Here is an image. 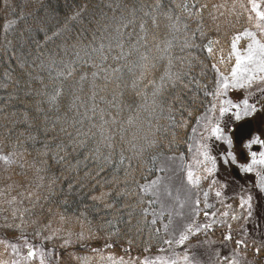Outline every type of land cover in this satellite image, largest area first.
I'll return each mask as SVG.
<instances>
[{
  "label": "trees",
  "instance_id": "obj_1",
  "mask_svg": "<svg viewBox=\"0 0 264 264\" xmlns=\"http://www.w3.org/2000/svg\"><path fill=\"white\" fill-rule=\"evenodd\" d=\"M191 2L192 0H161V7L156 8L155 0H8L7 6L4 0H0V154L16 153L13 157L15 163L9 165L10 174L13 181L25 192L36 190L38 182L36 169L41 166V160H47L44 167L48 169L47 173H42L46 176L45 188L39 189L43 209L40 205L32 208L35 197L32 201L23 199V203L16 204L0 200V239L5 240L6 243H17L19 249L25 246L22 240L17 239L20 235L19 231L6 229L3 225L6 219L8 223L18 222L12 219L13 211L19 216L24 213L26 207L31 209L30 212L24 213V219L29 221V224L24 226V231L30 243L40 245V239H33L34 229L47 224L50 219L51 227L46 232L42 231L43 235H52L55 229L61 227L58 217L53 218L47 209L50 206L53 210L60 207L59 201L67 195L64 191L67 184L69 181L74 182L77 177V173L69 171L68 168L75 164L77 159H83L86 154H90L96 142L101 140L100 134L103 132L105 136L110 133L114 137L113 163L105 166L104 172L98 179L103 177L111 180L115 176V181L112 184H105L103 189L97 187L92 191L89 189L94 182L83 181L87 187L81 190L80 196H69V200L72 201L70 213H79L85 210V205L90 206L86 211L91 223L85 224L83 231L87 233L91 228L93 238L79 241L75 234L69 236L64 231L55 233L54 238L44 244L46 251L53 252L50 258L51 264H84L81 260L82 254H88L92 259L112 256L116 260L123 257L126 262H134L137 257L142 260L145 256L155 258L173 252L174 244L167 252H160V247L168 246L160 244L153 233L155 227H160L159 235L163 236L164 224L168 223V217L160 215L164 212L161 207L163 204L160 201V190L159 203L138 204L133 177L141 184H149L161 176L163 182H170L171 179L166 177L164 172H160L159 168H165L172 162L168 160L170 155L178 156L183 152L184 157H187V148L194 138L192 129L197 128L199 117L205 114L213 115L206 111L211 107L208 100H212V97L205 99L202 91L195 102L189 105L191 116L186 112L174 111L172 115L175 119L170 121L166 110L161 112L159 109H153L151 105L153 89L149 82L159 81L167 68L169 58L172 59L173 73L190 72V76L196 77L201 83H206L209 89L213 88L215 73L211 69V64L215 61L203 50L206 39L192 37L197 23L195 19L188 20L183 8L184 4ZM201 2L208 4V9L204 12L206 29L209 26L212 28L215 26L208 16V11L212 10L213 5H225V8L221 9L224 15L217 21L221 25L219 33L221 44L229 43L231 37L238 32L254 28L244 16H240L237 22L236 16L242 10L237 5L235 13L231 11L233 0H201ZM85 4L87 8L81 17L71 20L70 17ZM109 4L112 7H108ZM133 9L136 10L134 17ZM146 11L156 17L159 27L152 26L151 17L144 15ZM169 15L172 17L171 20L168 19ZM21 16L23 19H20ZM133 19L134 23H129L126 28L120 27L121 24ZM12 21L16 23L12 24ZM143 21H147L146 41L141 39V36L145 35L140 30V24ZM185 22L190 26L188 31L183 28ZM10 24V29L5 32V28ZM173 24L176 25L175 28L172 27ZM118 27L119 31L116 30ZM61 29L64 31L60 36H54L51 40L45 38L46 34L51 36L53 32ZM78 34L79 40H77ZM93 36L96 37L95 40ZM216 36L215 31L207 32L208 38ZM186 41L188 44L194 42L200 47L190 48L186 46ZM169 42H171V48L168 52L163 51ZM100 43L105 45L106 61L101 54L91 53V48L98 47ZM73 45L76 47L73 48ZM121 45L123 55L120 59H116L121 53ZM109 46L111 51L107 50ZM77 51L80 53L79 57L74 54ZM143 56H147L148 60H143ZM85 60L87 64L84 63ZM200 61L205 66L207 72L205 76L200 75ZM93 63L101 67H92ZM153 64L155 68L152 67ZM102 68H106L107 72H104ZM113 68H119L120 72L113 74ZM93 72L98 73L95 78L92 76ZM142 73L143 79H141ZM105 75L108 76V81L104 80ZM82 76L86 78L82 79ZM185 79L187 80L188 77ZM133 81L138 83L136 90L131 87ZM191 87L195 89L196 85L193 84ZM57 90H60V95L54 104H50L49 96L56 95ZM141 90L148 93V100L145 107L137 110V105L143 101L135 93ZM178 90L182 97L192 95L191 92L183 89ZM93 94H95L94 98ZM213 102L218 111L220 101ZM37 108L43 111L37 112ZM45 115L48 117L47 120L44 119ZM129 118H133L131 125L128 124ZM114 119L115 122H113ZM181 119L186 126L175 129L179 151L174 149L170 152L166 145L171 140V133L168 135L157 133L154 137L153 132L158 126L171 127L172 124L179 123ZM73 122L75 127L71 126ZM53 125H55L54 130H52ZM61 127L66 128L73 136L76 135L77 129L83 132L90 130L87 146L77 148L76 152H73L69 145L70 138L60 131ZM46 129H48L47 134ZM33 136L35 140L31 139ZM122 136L123 139H121ZM155 138H159V148L163 150V155L147 147L148 141ZM45 141H50L48 155L41 156L39 151H43ZM61 141L68 146L69 155L65 157V162L57 163L53 159L54 145ZM142 149L143 157L135 158ZM101 150L105 155L109 152V149L104 147ZM121 151L125 157H133L129 177L124 176V168L114 172ZM21 153H23L22 156ZM152 155H159V159L156 161V169L149 171L153 169L150 162ZM21 164L24 165L23 168L20 167ZM88 168L94 175L96 166L91 160H89ZM85 170L83 167L79 169V177L84 176ZM53 177L56 178L54 187L57 194L44 203L43 196L47 195L46 186L49 179ZM29 185H31L30 188ZM124 188H127L131 195L121 197L112 209L106 208L103 203L88 199L93 192L99 195L100 191H112L115 197V193ZM149 199H151L150 196H145V200ZM108 202H111V198ZM187 203L189 204V200ZM144 208H147L149 213L146 220L141 216ZM237 210H232V213L235 214ZM129 211L134 212L130 225L123 222L128 219ZM153 212L155 215L152 214ZM114 217L117 220L123 217V221L118 224L114 222L112 225L113 228H119V236L109 235L112 228L109 227L108 221L113 220ZM152 219L157 220V225L153 226L150 223ZM34 220L38 221V224L30 226L31 221ZM138 221H140L139 226L143 228V231L139 233L134 227ZM228 222L232 224V241H226L223 238L228 232L226 225L213 226L215 232L213 231L212 239L215 242L220 241L221 248L219 257L211 264H230V260L236 259L234 258L236 256L239 264H264V239L254 237L247 232L242 235V223L239 219H228ZM68 227H71L74 233L82 230L74 221ZM217 231L219 235L215 236ZM211 233L212 231L207 238ZM149 236L153 238L151 245L147 243ZM129 239L133 240L132 245L128 244ZM236 239H247L249 243L255 241L256 246H261L259 256L255 254L252 247L247 249L246 256L239 255L245 250L236 248L234 243ZM65 240L70 242L69 246L61 247ZM107 244L113 246L109 248ZM146 246L151 248L150 252L144 251ZM93 249L99 251L94 252ZM13 259H18L16 253H13L10 248L5 251V246L0 244V260Z\"/></svg>",
  "mask_w": 264,
  "mask_h": 264
},
{
  "label": "snow or ice",
  "instance_id": "obj_2",
  "mask_svg": "<svg viewBox=\"0 0 264 264\" xmlns=\"http://www.w3.org/2000/svg\"><path fill=\"white\" fill-rule=\"evenodd\" d=\"M5 5L7 6L8 0H4ZM239 6L242 10L237 16L236 20L239 21L240 16L246 17L247 22L252 25L256 31L244 30L243 32H238L231 37L230 41V51L227 56L224 55V49L220 47L221 39L219 36L220 27L221 25L217 23L220 16L224 15V12L221 9L225 8L224 4L213 5L212 10L208 11V16L212 20L213 24L215 25L214 28L209 26V28H205L204 25V12L208 9V4L206 2H201V0H192L191 3L184 4L183 8L187 13L188 20L195 19L197 23V27L195 31L192 33V37L196 39H206V43L203 45V50H205L209 57L214 60L215 62L211 64V69L214 71V84L213 88L209 89L206 83H201L196 77L190 76V72H175L171 71L172 68V59L169 58L167 62V68L164 71L163 75L159 78V81L152 80L150 81V86L152 87L151 92V105L153 109H159L161 112L167 111L169 113V120H174V116L172 115L174 111H180L181 113H187L191 116V111L189 110V105L194 103L196 98L200 95L201 91L205 99L208 97H212V100H208V103L211 104V107L208 108L206 111L211 112L215 115L217 111V106L213 101H220L219 107V115L223 117L226 113H231L228 117L227 121L224 123V127H221L219 123L212 124L211 118L205 114L204 116L199 117V120H206L207 122L203 125L205 131L209 134L207 136L204 135L203 132L200 133V138L202 143H199L195 149L194 155L192 157L193 163H186L185 157L183 152L180 155H170L168 156V160L170 161H179L180 170L186 173V184L187 188V196L184 201L179 200V196L177 195L174 199L179 201L180 209H183L185 203L188 200H191V206L187 213L177 212L176 214L180 216L182 220H184V227L180 230L178 236L174 233H170L168 231V227L172 224L171 216L172 211L171 208L169 209L167 215L169 217L168 223L164 224V235H159L161 232L160 227H155L153 229V233L159 240V243L162 245H167V248L160 247V252H167L169 249H172L173 244L180 245L182 247V252L180 255L176 256L175 258L172 257H165V256H157L155 258L145 256L144 259H140L139 257L136 258V261L130 262V264H197L196 260V253L192 252L191 249L198 247L201 244H207V236L209 232L214 231V225L218 226H225L228 229L227 234L224 235V240L232 241V224L228 222V219L231 220H240L241 223L246 222V220L253 215V196L249 194L245 199L243 196L240 197V204L239 208L242 210L239 215L231 214L229 211H223L220 213L223 220H218L216 218V212H209L206 209H211L213 205L208 202L209 200V192L212 190L213 186H216L219 183V188L215 191V197L221 198L223 196V192L220 189H224L227 187V183H221L217 177V173L222 165L225 170H227L230 166L236 165L238 169L244 173H253L255 172L256 176L259 177L257 181V185L259 191L264 193V151L259 152V156L257 152H251V163L245 165L243 163L238 164L237 154H234L230 149L233 148L235 143L240 145L239 155L242 160H247L248 155L243 151V149H251L252 145L259 144L264 146V140L261 139V136H264V105H259L258 101L249 103L248 99H243L241 103H233L232 100L223 99L227 95L229 88L234 90H245L252 88L255 84H264V0H233L231 11L235 13V9ZM108 7H112L111 4ZM143 7V6H141ZM155 7H161V0H155ZM87 5H83L75 14L70 17L71 20H77L81 17L82 13L86 10ZM135 9H133V17L135 16ZM145 16L151 17L152 26L159 27L157 24L156 17L151 12H145ZM23 19V16L20 17ZM168 19L171 20L172 17L169 15ZM12 24H15L16 21H12ZM129 23H134L133 20H129L128 23H123L120 27H127ZM147 21H143L140 24V30L145 35L141 36V39L147 40V29L145 24ZM11 27V24L5 28V32H7ZM173 28L176 27L175 24L172 25ZM67 28V25H65ZM184 30L188 31L190 26L187 22L183 24ZM119 31V27L116 29ZM209 30L215 31L217 33L216 37L208 38L207 32ZM64 29L59 31L53 32L51 36L46 34V39L51 40L54 36H60ZM69 31H71L69 29ZM198 34V35H197ZM258 34L259 37L258 38ZM96 37L93 36V40ZM248 40L246 47H241L242 40ZM77 40H79V34L77 35ZM11 43V41H9ZM186 46L190 48L200 47L196 43L188 44L186 41ZM76 46L73 45V48ZM121 53L116 59H120L123 55V46L121 45ZM171 48V42L163 49V51L168 52ZM108 51H111V46L108 47ZM219 52L220 55L217 56L216 53ZM91 53H99L103 57V59L107 60V55H105V45L100 43L98 47H92ZM91 53H88L91 55ZM77 57L80 56L79 51L74 53ZM131 55V53H129ZM143 60L147 61L148 57L143 56ZM234 59V63L233 62ZM87 64V60L84 61ZM201 64V76L207 75L205 71V66L203 62H199ZM226 63L232 64L230 70H222L220 65H225ZM23 67V65H21ZM92 67H101L96 64H92ZM155 68V64L152 65ZM104 72H107L106 68H102ZM120 72L119 68H113L112 73ZM71 74V73H69ZM6 75H8L6 73ZM98 75L97 72H93L92 76L95 78ZM188 77L186 80L185 78ZM10 78V77H9ZM86 78V76H82V79ZM105 81H108V76L105 75ZM141 79H143V73L141 74ZM195 84L196 88L193 89L191 85ZM119 87V84H117ZM133 90H136L138 87V83L133 81L131 85ZM178 89H183L186 92H191V96H181L180 91ZM175 90V91H174ZM258 92L264 94V87L258 88ZM136 96L141 98L143 103H139L137 105V110L139 108H143L147 104L148 100V93L146 91H136ZM60 95V90H57L56 95L49 96L48 102L50 104H54L57 101L58 96ZM93 94V98H94ZM120 95L122 96L123 93L121 92ZM131 107V106H129ZM43 109L37 108V112H42ZM94 111V109H93ZM25 119H27V114H25ZM45 120L48 119L47 115L44 117ZM58 122V121H57ZM115 122V119L113 120ZM128 124H133V118H129ZM211 125V127H209ZM31 126V125H29ZM72 127H75V122L72 123ZM95 127V125H93ZM184 121L181 119L179 123H174L171 127L161 128L156 127L155 132H153V136L156 137L157 133H162L163 135H168L171 133V140L168 145H166L167 149L170 152L179 151V146L176 144V128H183L185 127ZM151 127V124H150ZM55 129V125H53L52 130ZM225 129L228 131V135H225ZM48 129L45 130L47 134ZM61 132L65 133L69 138V145L72 147V151L76 152L77 148H85L88 144V139L90 138V130L89 132H83L80 129H77L76 135L73 136L71 132H68L66 128L61 127ZM197 129L193 128L192 132L196 133ZM259 131V134H257ZM101 140L96 142V146L90 150V154H86L83 159H77L75 164L70 165L68 168L69 171L76 172L77 177L75 181H69L66 186L67 195H65L60 201V207L53 210L50 206L47 211L53 217H58L59 223L61 227L54 230L52 235H43V232H46L51 227V219L47 222V224H42L39 227H36L33 232V239H40V245L36 246L33 243L28 241L27 233L24 231V226L29 224V221L24 219V213H28L31 211L30 208H25L24 213H21L17 216L16 212L13 211L12 219L13 221H18L16 223H8L7 219L3 227L6 229H12L13 231H19L20 235L17 237L18 240H22L24 245L26 246L27 252L21 259H13V260H0V264H51L50 258L53 255L52 251H46L44 244L47 241H51L55 233L64 231L67 232L69 236L75 234L77 240L84 241L88 239H92V230L91 228L88 229L87 233L83 231L85 224L91 223L88 220V213L86 209L90 207L89 205H85V210L80 211L79 213H70L69 209L71 207L72 201L69 200V196H80V192L83 188L87 187V184L83 181H93L91 189H96L99 187L103 189L105 184H112L116 177L107 179V178H99L100 174L104 172L106 165H111L112 161V150H114V137L109 133L107 136L101 132ZM215 138L216 141H223L227 145L226 155L221 156V152L217 151L216 155H212V147L207 143V141L212 140ZM31 139L35 140V137H31ZM55 139V137H53ZM123 139V136L121 137ZM50 141H45L43 144V151H39V155L47 156L49 151ZM109 149L107 155H105L101 148ZM147 147L149 149H154L159 151L160 155H163V150L159 148V138L151 139L148 141ZM188 152H193V148L189 146L187 148ZM63 153V155H61ZM16 153H12L11 155H0V161H3L5 165H11L15 163L13 157ZM21 156L23 153L20 154ZM68 146L64 144L63 141L54 145V152H53V159L56 160L57 163L65 162V157L68 156ZM144 155V150L142 149L138 154H136L135 158H141ZM133 157H125L123 151L120 153V159L118 164L114 168L115 171H119L120 168H124V176L129 177L131 175L132 164L131 159ZM159 159V155H152L150 157V162L153 165V169H149V171H153L156 169V161ZM89 160L96 166L95 174L93 175L92 171L88 168ZM127 161V163H126ZM41 166L36 169L38 175V182L36 183V190L34 191H26L21 192L20 197L23 199H27L29 201L33 200L35 197L34 203H32V208H35L36 205H40L43 209V204L41 203V195L39 194V189L45 188L44 181L46 176L42 173H47L48 169L44 167L47 164V160L40 161ZM261 166L259 170H257V166ZM21 168L24 167L23 164L20 165ZM83 167L86 169L84 171V176L81 178L79 177V169ZM170 169H166L164 167H160V172H166ZM209 177L211 178L209 180ZM67 179V177H64ZM208 180L209 183V190L203 192V200L199 197V192L201 190L202 181ZM163 182V177H158L155 180H152L149 184H141L138 181H135L133 177V183L136 184V196L138 200V204H156L159 203V189L160 185ZM127 183V180H125ZM56 184V178L53 177L49 179V182L46 186L47 195L43 196L44 203H47L50 198L55 197L57 192L54 187ZM79 185V187H77ZM12 185H9L8 188L11 189ZM31 185H29V188ZM165 191L168 197L173 198V194L171 189L165 185ZM193 191L197 193L195 197H193ZM179 192V189L177 190ZM4 195V190H0V196ZM131 195L127 188L120 189L115 193V197H113L112 191H100L99 195L93 192L92 195L88 197L93 202L103 203L104 206L108 209H112L115 207L116 202L121 197H127ZM145 196H150L151 199L145 200ZM81 199L83 197H80ZM111 198V202H108ZM23 199L19 202L23 203ZM9 203H17V197L13 196ZM221 203L223 201L221 200ZM203 204V208L201 205ZM124 207H129L128 205H123ZM163 207V205H161ZM229 209H231V205H227ZM201 212L205 217H211V223H204L201 225L198 223V217L200 216ZM155 215V213H152ZM134 212L129 211L127 213L128 219L123 221V217H120L117 220L115 217L113 220L108 221V225L112 228V231L109 235H117L119 236V228H113L112 225L115 222L118 224L120 221H123L126 224L132 223V217ZM149 213L147 208L142 209L141 216L146 220ZM161 216L165 215L164 212L160 213ZM186 217V218H185ZM73 221L81 227V231L78 233H74L71 227ZM150 223L155 226L157 225V220L152 219ZM38 224V221H31V225ZM140 221L137 222V225L134 227L136 228L137 233L142 232L143 228L139 226ZM131 230V229H130ZM246 230H242V235L245 234ZM203 233L204 239H199L201 234ZM195 238V239H194ZM153 242L152 236L148 238V245H151ZM69 241L65 240V243L61 245V247L69 246ZM235 246L237 249H244L243 253H239L241 255H247V249L252 247L254 252L257 256H259L261 252V246H256V242L252 241L249 243L247 239H236L234 241ZM0 244L5 246V251L7 249H11L13 253H17L19 251V246L17 243H6L5 240L0 239ZM128 244L132 245L133 240L129 239ZM112 244H107V247H112ZM187 246V247H184ZM94 252L99 251L98 249H93ZM145 252H150V247H145ZM175 252V249H172ZM100 259H104L103 256ZM108 260H113L112 256L107 258ZM119 264H125L124 258H119ZM230 264H239L238 260L231 259Z\"/></svg>",
  "mask_w": 264,
  "mask_h": 264
},
{
  "label": "rangeland",
  "instance_id": "obj_3",
  "mask_svg": "<svg viewBox=\"0 0 264 264\" xmlns=\"http://www.w3.org/2000/svg\"><path fill=\"white\" fill-rule=\"evenodd\" d=\"M250 31H256L255 28H253ZM258 38L259 34H258ZM249 41L248 40H242L241 41V47H246L247 43ZM220 47H222L224 49V55L227 56V54L230 51V42L226 43V44H220ZM217 56L220 55L219 52L216 53ZM234 63V59L233 62ZM232 66V64H228L226 63L225 65H220V67L227 71L230 70V67ZM264 87V84H255L253 85L252 88L248 89L247 91L245 90H234L229 88L227 95L222 97L223 99H229L232 100L233 103H241L243 102V99H248L249 103H253V102H257L258 104L261 105L264 101V94L260 93L257 91L258 88ZM231 115V113H226L223 117H221L219 114L217 116L211 115V121L212 124L215 123H219L221 127H224V123L227 121L228 117ZM206 120H203L202 122H200L199 124V128H198V132L194 133V136H197L196 140L194 138L193 142H192V148H193V152H188V156L186 157L187 159H185L186 163H193L192 157L194 155L195 149L197 147V145L199 143H202L204 141L201 140L200 138V133L203 132L205 136H207L209 133L207 131H205L203 125L206 123ZM209 127H211V125H209ZM225 135H228V131L227 129H225ZM262 139V136H261ZM207 143L212 147V155H216L217 151L221 152V156L226 155V151L225 149H227V145L223 142V141H216L215 138L213 137L212 140L207 141ZM254 145H258L261 146V151H264V146L259 145V144H254ZM233 149V148H232ZM230 149V151L233 152V150ZM249 153L251 154L252 151V147L251 149H248ZM259 151V152H261ZM259 152H257V155L259 156ZM236 154V153H235ZM249 154V156H250ZM239 163H243L245 165L251 163V157H250V161H244L241 158L238 160V164ZM261 166H257V170H259ZM166 169H170L169 171L164 172V175L166 177H169V179H171V183L168 182H162L161 186H160V193H161V203L163 204V210L165 213V216L168 217L167 213L169 211V209L171 208L172 211V216L170 217L171 220L173 221L172 224L169 225L170 227V233H174L175 235L178 236L180 230H182V228L184 227V220H182L180 218V216H178L176 213L177 212H183V213H187L189 211V208L191 206V200H189V204L185 203V206L183 209H180L179 207V201H177L176 199H174L177 195L179 196V200L180 201H184L186 196H187V184H186V173L184 171L180 170V164L179 161H172L170 162L167 167H165ZM251 175H253L252 177L254 179L251 180V182H249L250 186L248 187L251 191L247 192L246 191V187H244L243 185H241L240 187L236 186V184H231L229 187H226L224 189H220L223 192V196L221 198H216L215 197V191L219 188V183L216 186H213L212 190L209 192V200L208 202L211 203L213 205V207L211 209H209V212H216V218L218 220H223L225 218H222L220 216V213L223 211H229L230 215L233 214L232 210L234 209H238L237 211H235L234 213L239 215V213L242 211L239 208V204H240V197L243 196L245 199L247 198V196L249 194H251L253 196V215L252 217L248 218L246 220V222L242 223V227L246 228L245 230L247 231V229H249L252 233L254 232H263L264 233V193L259 191L258 185H257V181L259 180V177L256 176L255 172L253 173H249ZM218 177V174H217ZM211 178L209 177V180ZM219 181L221 180L220 176L218 177ZM221 182V181H220ZM9 185H12L11 189L8 188ZM165 185H167L173 194V198L168 197L166 191H165ZM252 185V186H251ZM179 189V192H177V190ZM0 190H4V195L0 196V200H6V201H10L11 198L13 196L17 197V202H19L21 199H23L22 197H20V193L21 192H25L23 191L21 188L18 187V185L13 181L11 174H10V168L8 165H5L3 161H0ZM209 190V183L208 180H204L202 181L201 184V190L200 192H204V191H208ZM201 200H203V196H201ZM221 200L223 201V203H221ZM227 205H231V209H229L228 207H226ZM203 204L201 205V208H203ZM220 207V208H219ZM208 210V209H206ZM204 216V215H203ZM186 218V217H185ZM198 219V223H200L201 225H203L204 223H211L212 218L211 217H205L204 216V220L200 219V216L197 218ZM169 220V217H168ZM259 223L261 225V231H259V228H256ZM248 225V228H247ZM215 232V231H214ZM218 231L217 233H215V236H218ZM204 239V237L202 238ZM201 239V240H202ZM218 246H215L214 242L213 244L210 243V241L207 244H201L198 247H195L193 249H191L192 251H194V253H196V260H197V264H199V262H205L206 259L205 258H209L210 257H215L217 255V253H219L220 248H221V244L220 241H218ZM212 244V245H211ZM187 247V246H185ZM173 249H175V252H172V254H165V257H172L175 258L176 256H178V253H180L182 251V249H180L179 245H175L173 246ZM176 250H180L178 252H176ZM27 249L23 248L22 251H18L19 256L22 258L24 255H26ZM216 254V255H215ZM240 255V254H239ZM84 261H88L89 258L86 256H82ZM238 260V257H236ZM211 260V259H210ZM89 264H119V260L113 259V260H108L107 258H104L103 260L100 258L97 259H93L91 262H88ZM125 264H130L125 262Z\"/></svg>",
  "mask_w": 264,
  "mask_h": 264
},
{
  "label": "flooded vegetation",
  "instance_id": "obj_4",
  "mask_svg": "<svg viewBox=\"0 0 264 264\" xmlns=\"http://www.w3.org/2000/svg\"><path fill=\"white\" fill-rule=\"evenodd\" d=\"M262 105H264V104H262ZM252 149H253V147H252ZM233 151H234L233 152L234 154L235 153L237 154V158L239 160L240 159L239 152L237 151V149H234ZM243 151L248 155V159L244 160V161H250L249 150L243 149ZM235 169L238 170V167L236 165L230 166L227 170H225V168L221 165L218 175L223 180V182L227 183V187H229L231 184H236V186H238V187H240L241 185H243L244 187H249L250 186L249 182H251V180L254 178L249 173H243L242 171H240L241 172V176H240L241 180L238 181L237 179H235V177L233 175V172L235 171Z\"/></svg>",
  "mask_w": 264,
  "mask_h": 264
},
{
  "label": "water",
  "instance_id": "obj_5",
  "mask_svg": "<svg viewBox=\"0 0 264 264\" xmlns=\"http://www.w3.org/2000/svg\"><path fill=\"white\" fill-rule=\"evenodd\" d=\"M237 145H239L238 143H236Z\"/></svg>",
  "mask_w": 264,
  "mask_h": 264
}]
</instances>
